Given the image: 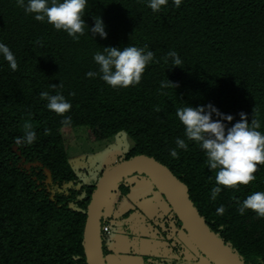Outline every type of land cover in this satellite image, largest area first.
I'll return each mask as SVG.
<instances>
[{
  "label": "trees",
  "instance_id": "obj_1",
  "mask_svg": "<svg viewBox=\"0 0 264 264\" xmlns=\"http://www.w3.org/2000/svg\"><path fill=\"white\" fill-rule=\"evenodd\" d=\"M95 14L106 24L107 38L93 37L85 25L73 40L46 20H35L17 0H0V41L18 64L13 71L0 58V264H88L84 228L98 182H85L69 162L66 127H85L96 141L128 135L134 144L119 162L145 155L162 163L233 253L246 264H264V217L237 210L251 192L264 191V166L247 185L222 186L213 201L216 170L208 168L203 151L189 142L187 150L177 149L178 158L170 156L184 131L176 108L186 103L212 102L235 119L244 111L249 122L254 110L264 131V0H181L179 8L169 0L159 12L146 0H88L89 26ZM128 44L154 52L138 84L114 88L85 75L98 71L94 52ZM170 50L181 57L180 66L165 59ZM41 91H60L71 102L64 114L70 124L46 107ZM25 123L37 135L30 145L15 142ZM124 181L119 189L127 197ZM221 204L225 212L218 215ZM103 249L106 258L104 240ZM144 259L143 264L159 262Z\"/></svg>",
  "mask_w": 264,
  "mask_h": 264
},
{
  "label": "clouds",
  "instance_id": "obj_2",
  "mask_svg": "<svg viewBox=\"0 0 264 264\" xmlns=\"http://www.w3.org/2000/svg\"><path fill=\"white\" fill-rule=\"evenodd\" d=\"M169 0H146L153 12H159ZM179 8L181 0H171ZM27 14H34L37 21H47L57 30H64L73 40H79L88 26L90 34L106 39L108 32L101 15H93L94 24L89 26L84 17L88 0H17ZM0 58L8 62L15 71L18 67L15 53L0 41ZM165 59H170L173 66L182 64L181 57L175 50H170ZM93 60L99 66L98 71H88L87 77L99 76L111 87H129L138 84L147 65L154 61V52L147 45L138 47L128 44L125 47L103 46L102 51L93 53ZM168 82L173 84L168 79ZM174 85V84H173ZM62 87V84H59ZM161 82V87H166ZM52 88L58 85L52 83ZM47 101L46 107L63 116L62 124H70L71 117L64 115L72 107L71 102L60 92L39 93ZM71 95H74L72 93ZM239 119L233 114L224 113L212 102L193 106L184 104L176 108V116L184 126L183 137L175 138V147L170 149V156L178 158V151L187 150L189 142L203 151L209 169L216 170L215 184L210 189V198L215 201L221 193L222 186L236 188L255 180L258 166H264V131L261 122L254 115L251 122L248 113L240 111ZM235 120L234 123H231ZM37 138L36 131L30 123L23 125L22 135L16 138L17 144H32ZM238 211L244 214L251 209L259 217H264V191H253L238 202ZM107 206V205H106ZM223 204L216 208L218 215H223ZM104 213H106V208Z\"/></svg>",
  "mask_w": 264,
  "mask_h": 264
},
{
  "label": "rangeland",
  "instance_id": "obj_3",
  "mask_svg": "<svg viewBox=\"0 0 264 264\" xmlns=\"http://www.w3.org/2000/svg\"><path fill=\"white\" fill-rule=\"evenodd\" d=\"M63 132L69 162L90 184L120 163L121 154L134 144L126 134L96 141L85 127H66ZM123 184L129 188L127 197H122L118 185L102 219L110 227V233L103 234L108 264H143L147 256L158 258V264H212L179 226L165 198L146 176H129Z\"/></svg>",
  "mask_w": 264,
  "mask_h": 264
},
{
  "label": "water",
  "instance_id": "obj_4",
  "mask_svg": "<svg viewBox=\"0 0 264 264\" xmlns=\"http://www.w3.org/2000/svg\"><path fill=\"white\" fill-rule=\"evenodd\" d=\"M135 174L145 175L174 210L183 228L199 251L213 264H246L233 253L203 220L188 192L159 161L138 155L118 163L98 181L87 209L84 228L85 256L88 264H108L104 255L102 219L115 188Z\"/></svg>",
  "mask_w": 264,
  "mask_h": 264
},
{
  "label": "built area",
  "instance_id": "obj_5",
  "mask_svg": "<svg viewBox=\"0 0 264 264\" xmlns=\"http://www.w3.org/2000/svg\"><path fill=\"white\" fill-rule=\"evenodd\" d=\"M102 233L103 234H109L110 233V227L108 224H105L104 226H102Z\"/></svg>",
  "mask_w": 264,
  "mask_h": 264
},
{
  "label": "crops",
  "instance_id": "obj_6",
  "mask_svg": "<svg viewBox=\"0 0 264 264\" xmlns=\"http://www.w3.org/2000/svg\"><path fill=\"white\" fill-rule=\"evenodd\" d=\"M126 199V198H125ZM135 207V206H134ZM112 264V263H111Z\"/></svg>",
  "mask_w": 264,
  "mask_h": 264
}]
</instances>
